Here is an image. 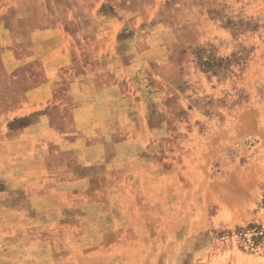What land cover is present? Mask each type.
<instances>
[{
    "label": "rangeland",
    "instance_id": "374dc122",
    "mask_svg": "<svg viewBox=\"0 0 264 264\" xmlns=\"http://www.w3.org/2000/svg\"><path fill=\"white\" fill-rule=\"evenodd\" d=\"M15 1L0 0V26L12 33L20 31ZM55 1L51 22L21 25L62 23L75 37L62 92L79 72L80 24L60 22L68 10ZM122 3L130 17L115 60L128 66L129 98L118 93L98 110L142 112L147 129L129 134L118 125V166L108 176L94 168L80 191L94 206L84 216L72 206L13 231L8 224L21 218L0 215V264H264V0ZM112 11L104 5L98 13ZM26 44L0 36V115L43 80L48 61L24 64Z\"/></svg>",
    "mask_w": 264,
    "mask_h": 264
},
{
    "label": "crops",
    "instance_id": "0c3cea01",
    "mask_svg": "<svg viewBox=\"0 0 264 264\" xmlns=\"http://www.w3.org/2000/svg\"><path fill=\"white\" fill-rule=\"evenodd\" d=\"M122 1L64 0L61 4L68 13L66 19L58 15L60 22L80 24L79 72L74 73L62 92L57 90L61 86L58 84L62 80L60 73L74 66L75 37L62 23L28 31L22 27L51 22L54 16L48 7L57 6V2L15 1L12 6L16 8V15L12 23L18 24L20 31L12 33L0 26V36L10 39L13 47L27 42L24 64L32 57L48 61L40 68L44 72L43 80L38 83L33 80L34 87L26 99L0 115V215H15L24 220L9 223L7 227L13 231L30 229L41 216L62 215L72 206L84 216L94 206L88 203V197L80 198V191L85 193L91 186L94 168H105L103 175L108 176L118 166V143H111V136L123 131L118 125L124 126V133L129 134L134 133V127L135 133L141 134L144 127L147 129L146 115L142 112L133 114L118 110L115 105L108 111L98 110L104 101L115 103L118 93L128 100L122 88L132 83L126 78L128 66L119 65L115 60L118 32L130 17ZM104 5H110L113 11L99 14ZM13 54L17 61V54ZM12 123L15 125L11 126ZM126 124L130 126L127 128ZM42 186L44 193L39 194L36 189ZM21 190L27 191L22 198ZM11 198L12 205H6ZM80 199L86 201L82 208ZM3 223L0 220V232L4 230ZM22 223L27 227H22Z\"/></svg>",
    "mask_w": 264,
    "mask_h": 264
}]
</instances>
